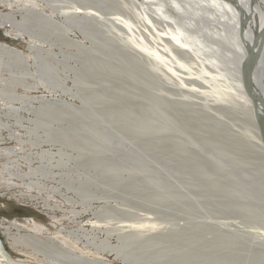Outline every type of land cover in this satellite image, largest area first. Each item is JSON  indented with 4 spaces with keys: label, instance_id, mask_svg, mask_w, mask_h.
Instances as JSON below:
<instances>
[{
    "label": "bare ground",
    "instance_id": "6f19581e",
    "mask_svg": "<svg viewBox=\"0 0 264 264\" xmlns=\"http://www.w3.org/2000/svg\"><path fill=\"white\" fill-rule=\"evenodd\" d=\"M26 1H42L45 2V4L47 3L53 7L52 9L55 8V11L57 10L56 12L63 16V21H58L54 19L52 15L41 10L37 11L33 7H28ZM13 3H15L16 8L11 9L9 12L0 11V25L15 29L18 32L16 36L28 34L46 41H51L52 43L62 42L66 46H68V44L78 46L80 50L89 54L88 56L85 55L86 58L84 60L86 68L82 73L83 78L91 80L99 77L101 74L100 69L96 66V62L100 60H98L99 56L97 57L94 55L99 46L98 41H101V44L103 43V49L108 51V54L111 53L115 56L122 54L126 56L129 61L127 74L130 80L134 78V57L142 58L141 56H143L147 60H151L152 66L154 65V68H159L164 76L174 84L173 86H177L175 88L178 89L179 92L186 90L188 93L197 97V99L200 98L205 100L206 106L208 105L207 107H209V105L211 106L212 101L214 103L217 101H225L228 103L232 98L231 96L236 92L235 94L242 99V103H239L243 108L245 123L249 129L248 131L252 134L251 136L253 139L251 142H254V146L255 144L258 146L261 154L260 158L263 160V170H258L259 178L257 180H247L245 178L244 174L241 172V170L245 168V163L242 161L244 159L242 158L240 161L232 159V167L230 169L223 166L217 159H207L205 162H196L190 165L191 173L194 177L193 179H195L196 186L201 187L205 191L207 190L215 194L227 196L229 198L227 202L230 204V208L238 209V205H240L237 204L239 197L243 196L246 198L252 196V192L256 187L258 188L257 190H263L260 186L264 183V120L261 125H258V116L263 118L264 103L257 109L253 105L252 100L244 89L241 78V68L247 57L248 49L254 48L255 52L261 50L259 59L251 70L250 77L255 93L264 99V0H0V6L5 4H10V6H12L14 5ZM99 3H110L105 5V7L112 11L110 13H105L101 10L103 4L100 6ZM118 3H129L131 4L129 6H132L133 8H131L134 11L130 12V14L122 13V7L119 9ZM207 8L209 10L215 9L219 12L215 20L217 23L219 22L218 24H222L221 30L216 33H211L215 36L217 35L216 37H220L222 41H226L230 46H233V50L229 49V51L233 53V58L227 57L226 63H222L223 61L221 62V59L219 60L218 58L222 67L221 70H215L217 72L216 74L209 70V65V68L207 67L206 64L209 60H207L206 64L203 58L198 61L199 63L194 61V63L191 64H187V62L183 60L187 57L193 59V54L195 56L194 58L201 59L200 48H205L206 51L207 48L211 49L208 43L199 40V37L196 43L200 42L199 45L203 47L194 46L187 35L191 30L188 28L189 26H193L192 29L194 30L191 31L193 33L203 31V27L199 24L196 25V23L202 19L198 18L199 21H197L192 15L195 14L196 11L203 14ZM188 13H190V15H188ZM18 14L21 16V19H19V17L17 18ZM203 16L205 17L204 14ZM208 20L209 19H207V21ZM104 27H107L109 33L111 32L113 34L112 37L104 35ZM75 29L80 31L86 39L92 41L95 47H92L93 45L87 47L83 42L73 40L70 34ZM123 33L128 34L126 38L123 37L125 41L121 38L122 36L120 37V34L122 35ZM51 37L54 39L51 40ZM117 41H122V43L118 44ZM213 41L215 42V40ZM225 46H222L220 43L218 49L224 51L223 47ZM30 49L35 52L36 58L32 65L36 69L35 72L38 73V78H35L31 69L32 65L29 63L28 56L24 54L25 52L23 53L19 49L15 50V48H11L6 43H0V129L2 128V130L8 128L11 131L14 128L12 123H8L13 112L16 113V116H14L16 120L15 125L21 127L23 123L26 122L23 117H19L21 108H24V110L32 109V112L35 111V114L36 112L37 114L40 113L41 116L44 114L48 116L60 114L61 111L65 112L67 110L60 102H47L42 105L44 109L38 111L27 97L25 98L24 96H17L14 94L6 96V86H15V84L22 85L28 89L37 88L38 84L42 82L50 83L54 87L57 86V88L60 86L59 81H57L54 74L51 73L52 71H50L49 66L45 63L46 61L43 56L45 51L50 54L52 53L36 45H30ZM204 53L205 52H203V56ZM227 53L229 52L227 51ZM226 56L228 55L226 54ZM215 58L211 59L218 63V60ZM213 61L210 62L214 63ZM102 63H104V61H102ZM161 64H163L164 67ZM15 69L21 70V72H13L9 79L3 75L5 70L12 71ZM233 69L234 72L232 71ZM226 71L233 73V76H228L229 78L227 81L229 82H226V85L224 83L225 86H223V84L219 83V76L226 74ZM231 73L229 74L231 75ZM230 78H233V82L230 81ZM27 79L32 80V82ZM168 84L170 85V83ZM63 88L66 93L70 91V89L66 87ZM234 101H236V99H234ZM18 102H24L22 106H19L21 108L15 105V103ZM173 103L177 104L174 107V109L177 110H181L180 106L186 105L184 101ZM173 103L171 102L168 104V102L155 97L151 103V107L157 114L159 113V115H161L162 112L160 109L169 108V105ZM77 109L78 110H76L74 114L82 115L85 111H88V109H84L82 106ZM124 110L125 111H117L116 113L107 111L106 113H108L107 115H109V117H123L121 120L129 125L128 129L132 132H136L138 129L139 132L143 133L154 130L155 122H153V120H134V106L132 104H126ZM79 115L78 117L80 119L77 121L76 119H72L71 122L74 123V125L77 123L80 124L82 128H80V130L77 129L76 134L73 133L75 128H72L73 135L70 137L71 139L68 140L80 142L78 144H80L81 148L85 151L83 154L81 153L84 159L83 161H85L83 162L85 167L94 166L96 168H103L102 173L106 180L111 183L114 188H120L121 182L124 181L121 174V169L123 167L118 160V155H120L121 150L115 142L112 146L109 144L110 141H118L120 136L113 132H108L110 133L108 134L100 126L94 125L92 122L89 123L88 120ZM153 115V113L150 114V119L153 118ZM127 116L128 121H126ZM199 116L200 118H197V120L204 119L201 113ZM131 118H133L132 120H134V122L130 120ZM161 118H163L166 127H169L170 118H167L164 114ZM185 120L187 121L184 117L179 119V124L176 123V125H186L187 123L184 122ZM161 128L165 130V127ZM14 130L15 129H13V131ZM158 130L161 131V129ZM158 130L156 129L154 131ZM12 135L21 143L23 137L21 138L16 131L10 136ZM213 136L217 137L218 133L215 132ZM219 139L220 136L217 137V140ZM3 140L4 137L1 133L0 150L3 149L4 153H0V157L6 159L2 169H0L1 187L10 188L11 186H18L59 193L65 197V200L69 204L75 205L76 203H80L85 205V208L68 210L58 204H50L47 199H44L38 194H25L20 192L18 195L20 197L26 195L31 200H41L45 207L53 213L59 211L70 213L75 217L87 214L92 215V217L85 222L78 223L76 227L67 230V235L82 245V247H80V249H82L81 252L69 248L66 244L61 243V241L59 242L54 237L45 236L44 233L35 231L37 229L29 230L26 225L18 224L10 220L7 222H0V241L4 248V250L0 248V264H2L1 261H4L3 258L5 255L8 256V254L13 256V259L15 258V260H13L14 264H264V259L259 257L252 260H240L238 258H229L227 260L226 258L212 254L215 252V249H209V246L213 245L214 238L217 241L221 240L235 243L237 237L233 236L231 233L221 235L217 233L218 230L209 223H195L191 226L181 225L179 231L175 230L171 232L167 225L163 226L162 223H158L156 217H153L150 212L138 214L121 210L117 205H110V203L102 205L98 209H94L92 205L93 198H91L89 192H87L86 187H82L80 190L78 189L77 194L80 198L77 199L66 195L58 190V188H54L51 185L48 186V181H53L55 179L54 175H52L51 178L49 177V173L53 174L52 171H48L47 173L43 171L37 173V171L53 167V163L45 165L40 164L35 167L28 166L29 170L25 171L22 161H25L26 164L29 165L33 164L35 161L33 159L31 160V158L34 154H27L22 147L2 148L1 145L4 142ZM214 143L215 142L210 143V146L222 149L218 154H224L223 144L217 142L219 144L214 145ZM34 145L41 148L42 141L34 142ZM86 150L88 152H86ZM41 151V153H36L34 156H43L46 154L53 159L55 154L58 155L61 149H59L57 153L49 149H42ZM111 151L112 154L110 153ZM246 157L248 158V154L244 156V158ZM141 162L140 158L136 157V165L130 167L132 174L130 180L124 185L125 189L127 188L130 191L134 189L137 190V185L135 186L134 183L136 182L135 171L136 173L140 171L144 172L145 176L141 177V180L143 181L146 179L147 183L152 184L150 177H153L154 173L148 167L144 166L146 164H141ZM184 167L186 166L184 165ZM147 172H149V175H147ZM91 179V181H93V178ZM161 182L162 187L165 188L167 186L166 188H171V184L167 181ZM162 192L159 193L158 189L155 193H146V200L153 203H165L167 199ZM247 210H250L253 214H259L255 209L251 210L247 208ZM157 218L160 219V217ZM211 228L215 234L213 239H210V241L206 239L204 242L202 240L203 237H200V242H196V251H194V253L175 251L177 250L176 244L181 245V243L185 241L190 244V242L195 239L194 237L202 236L206 231H212ZM11 248L17 249V252H14L13 250L15 249L11 250ZM210 250L213 252L209 254V252H211Z\"/></svg>",
    "mask_w": 264,
    "mask_h": 264
},
{
    "label": "rangeland",
    "instance_id": "374dc122",
    "mask_svg": "<svg viewBox=\"0 0 264 264\" xmlns=\"http://www.w3.org/2000/svg\"><path fill=\"white\" fill-rule=\"evenodd\" d=\"M26 2L28 7H33L37 11L41 10L52 15L54 19L63 21V16L56 12L57 10L55 11V8L52 9L53 7L47 3L48 6L42 1ZM13 4L14 5L12 6H10V4L2 5L3 7L0 6V11L9 12L11 9L16 8L15 3ZM99 4L100 6L103 4L101 10L105 13H110L112 11L105 7V5L110 3ZM118 5L119 9L122 7V13L130 14V12L134 11L132 9L133 7L131 6V8L129 6L131 5L129 3H118ZM203 14L196 11L192 17L197 21L202 19L198 23H194L203 27L204 32L193 33L191 32L194 30L192 29L193 26H189L188 28L191 30L187 35L194 46L203 47L202 45H199L200 42L196 43L199 37V40L207 42L211 49L207 48L206 51L205 48H200L201 59L194 58L195 56L193 54L194 60L190 57L183 60H185L187 64L194 63V61L199 63L198 61L202 60V58L205 59L204 61L206 64L207 60H209L206 65L207 67L209 65L211 68L208 67L209 70L216 74V71L221 70L222 61V63H224L227 61V57H234L232 55L233 53L229 51V49L233 50V46H230L226 41H222L220 37H216L217 35L215 36L211 33H216L222 28V24H218L219 22L217 23L215 20V17H218L217 14H219V12L215 9L209 10L207 8ZM188 15H190V13H188ZM18 17L21 19L19 14L17 15V18ZM206 18L209 20L207 21ZM17 33L18 32L15 29L9 26L0 25V43H6L11 48H15V50L19 49L23 53L25 52L24 54L28 56L31 65L34 64L36 57L35 52L30 49V45L41 46L43 49L49 50L52 54L47 53L46 51L44 52L45 54H43L46 61L45 63L49 66L50 71H52L51 73L54 74L57 81H59L60 86L57 88V86L54 87L50 83L42 82L38 84L37 88L28 89L22 85L15 84V86H6V96L14 94L17 96H24L25 98L27 97V99L31 100L30 102H32L38 111L43 110L44 106L42 105L47 102H60L63 104V107L67 108L65 112L61 111L60 114H53L50 116L44 114L41 116L40 113L37 114L36 112L35 114V111L32 112V109L24 110V108L19 107L22 106L24 102L15 103L17 107L21 108L19 117H23L26 122H24L21 127L15 125L16 120L14 116H16V113L13 112L8 123H12L14 125V131L23 138L20 143V141L16 140L14 135L10 136L14 133L13 129L10 131V129L7 128L5 130L3 129V131L1 128L0 134L2 133V136L4 137V142L1 145L2 148L22 147L27 154L33 153L34 155L39 152L41 153L42 149H49L54 153H57L58 150L61 149L58 155L55 154V157L53 156V159L44 154L43 156L33 155L31 160L33 159L35 162L33 161L34 163L30 165L26 164L25 161H22L24 163L23 169H25V171L29 170L28 166L35 167L40 164L45 165L53 163V167L38 170L39 172L37 171V173H41L40 171L45 173L52 171L53 174L49 173V177L51 178L52 175H54L55 179L53 181H48V183L46 182L47 185L58 188V190L66 195L77 199L80 198L77 194L78 189L80 190V188L86 187L87 192H89L91 198H93L92 205L94 206V209H98L102 205L110 203V205H117L121 210L138 214L150 212L153 217H156L158 223H162L163 226L167 225L171 232L175 230L179 231L181 225L191 226L195 223H209L218 230L217 233H220L221 235L231 233L233 236L237 237L235 243L221 240L217 241L214 238L213 245L209 246V249L214 248L215 252L210 250L211 252H209V254L213 252L212 254L226 258L227 260L229 258L252 260L258 257L264 259V183L260 186L263 190H257L258 188L256 187L252 192V196L246 198L243 196L239 197L237 204L240 205H238V209H235L230 208V204L227 202L229 199L227 196H224L223 194H215L207 190L205 191L201 187L196 186L195 179H193L194 177L191 173L190 165L196 162H205L207 159H217L223 166L230 169L232 167V159L240 161L242 158L244 159L242 161L245 163V168L242 169L241 172L244 174L245 178L247 180H257L259 178L258 170H263V160L260 158V149L256 144L254 146V142H251L253 139L251 136L252 134L248 131L249 129L245 123L243 108L239 103H242V99L235 94L236 92L231 96L232 98L228 103L225 101H217L215 102L218 104L217 105L213 101H210L211 106L209 105V107H207L208 105L206 106L205 100L200 98H198V100L197 97L188 93L186 90L179 92V90L175 88L177 86H173L174 84L164 76L163 72L159 70V68H154V65L152 66V61L147 60L143 56H141L142 58L134 57L135 68L133 75L135 79L132 78V80H130L127 74L129 61L126 56L122 54L117 56L112 55L111 53L108 54V51L103 49V43L101 44V41H98L99 46L95 51V53H97H94L95 56H99L98 60H100L96 62V66L100 69L101 74L99 77L89 80L82 77L83 70L86 68L84 60L86 58L85 55L88 56L89 54L80 50L78 46L73 44H68V46H66L62 42L52 43L51 41H46L42 38L28 34L16 36ZM103 33L105 36L112 37L113 35L111 32L110 35L107 27H104ZM70 35L73 40L83 42L87 47L93 45V42L86 39L77 29L71 32ZM127 36L128 34L125 33L122 35L120 34L123 41H125L124 38ZM53 39L51 37V40ZM213 40H215V42ZM119 43H122V41H119L118 44ZM220 43L222 46L228 44L223 47L224 51L218 49ZM92 47H95V44ZM227 51L229 53H227ZM203 52H205L204 56ZM211 58L217 60L219 58V60L221 59V62L219 60L218 63L216 61L214 62ZM101 60L104 61V63H102ZM210 61H213L214 63ZM161 65L163 66V64ZM31 69L35 78H38V73L35 72L36 69L33 65ZM232 71L234 72V69ZM13 72L19 73L21 70H5L3 75L9 79ZM229 73L231 72L226 71L227 75L223 74V76H219V83L223 84V86L229 82L227 81L229 78L228 76H233V73H231V75ZM232 79L233 78H230L231 82H233ZM30 81L32 82V80ZM168 83H170V85ZM63 87L70 89V91L68 93L64 92ZM155 97L168 102V104L171 102L184 101L186 105L180 106L181 110H177L174 109L177 105L176 103L170 104L169 108H161L160 111L162 113L160 112L161 115H159V113L157 114L151 107V103ZM234 99H236V101H234ZM126 104H132L134 106V120H153V122H155L154 130L161 129V131L151 130L143 133L139 132V129H136V132H132L128 129L129 125L121 120L123 117H109V115H107V111H113L112 113H116L120 110L125 111L124 107H126ZM81 106L84 107V109H88V111H85L82 115L74 114V112L78 110L77 108ZM152 113L154 115L153 118L150 119V114ZM200 113L204 119L197 120V118H200ZM163 114L171 120H169V127H166L163 118H161ZM78 115L88 120L89 123L92 122L94 125L100 126L107 133L113 132L120 136L118 141L114 140L109 143L112 146L115 142L121 150L120 155H118V160L123 167L121 169V174L123 177L122 179L125 182H121L120 188H114L112 184L106 180L102 173L103 168H96L94 166L85 167L83 163L85 161H83L84 159L82 156L85 151L81 148L80 144H78L80 142L76 140L69 141L71 139L70 137L73 135L72 132L74 131L73 133L76 134L77 129L80 130V128H82L80 124L77 123L74 125V123L71 122L72 119H76V121L80 119ZM183 117L187 119V121H184L187 124L177 126L176 123L179 124L178 120ZM134 120L132 121L134 122ZM126 121H128V116ZM161 127H165V130ZM72 128H75V130ZM215 132L218 133L217 137L220 136L219 140H217V137L213 136ZM41 141V148L34 145V142ZM212 142H215L214 145H218L219 143L217 142H221L224 147V154L219 155L218 152L222 149L215 146L211 147L210 143ZM86 152L88 151L86 150ZM0 153H4V150L1 149ZM110 153L112 154V151ZM247 154L248 158H244ZM136 157L140 158L142 161L141 164H146L144 166L153 171L155 177L149 176L150 181H152V184H150L146 182V179L143 181L141 180V177L145 176L144 172L140 171L136 173L135 171L136 182L134 183L135 186L137 185V190L134 189L133 191H130L127 188L125 189L124 185L130 180L132 174L130 167L136 165ZM5 160L6 159L3 157H0V169H2ZM184 165L186 167H184ZM147 175H149V172H147ZM90 177L93 178V181H91L92 179ZM161 181H167L170 183L171 188L168 189L166 188L167 186L165 188L162 187ZM158 189L159 193L163 191L162 194L166 196L167 200L165 203H153L147 201L145 194L155 193ZM20 192L25 194H38L44 199H47L50 204H58L68 210L84 209L85 205L80 203H76L75 205H72L71 203L69 204L63 195L47 190H35L18 186H11L10 188L0 186V222H7L10 220L17 222L18 224L26 225L29 230L37 229L35 231L44 233L45 236L54 237L59 242L61 241V243L66 244L69 248L81 252L82 249H80V247H82V245L69 237L67 235V230L76 227L78 223L85 222L91 218L92 215L87 214L75 217L70 213L59 211L53 213L45 207L41 200H31L26 195L20 197L18 195ZM247 208H250L251 210L255 209L259 214H253L250 210H247ZM157 217H160V219ZM213 232L212 229V231H206L202 236H193L195 239L191 242L189 241L190 244L187 241L181 243V245L176 244L177 250L175 251L194 253V251H196V242H200V237L204 238H202L204 242L206 239L210 241V239H213V236H215ZM0 248L4 250L1 241ZM13 249L15 248H11V250ZM13 251L17 252V249ZM207 251L205 252L208 253ZM3 260L4 261H1L2 264H14L13 260H15V258L13 259V256L8 254V256L5 255Z\"/></svg>",
    "mask_w": 264,
    "mask_h": 264
},
{
    "label": "water",
    "instance_id": "95a60500",
    "mask_svg": "<svg viewBox=\"0 0 264 264\" xmlns=\"http://www.w3.org/2000/svg\"><path fill=\"white\" fill-rule=\"evenodd\" d=\"M260 54H261V50H259L258 52H255L254 48L248 49L247 57H246L244 63L242 64V68H241V78H242V82L244 85V89L247 92V94L249 95V97L252 100L253 105L255 106L256 109L261 104L264 103V99H263V97H261L257 93H255V91L253 89V84L251 81L250 73H251V70L253 69V67L255 66L256 62L258 61ZM262 116H263V118H261V116H258V125H261L263 123V120H264V114L263 113H262Z\"/></svg>",
    "mask_w": 264,
    "mask_h": 264
}]
</instances>
